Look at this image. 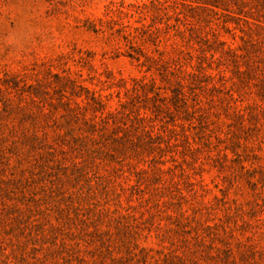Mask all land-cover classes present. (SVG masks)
<instances>
[{
    "label": "rangeland",
    "instance_id": "374dc122",
    "mask_svg": "<svg viewBox=\"0 0 264 264\" xmlns=\"http://www.w3.org/2000/svg\"><path fill=\"white\" fill-rule=\"evenodd\" d=\"M0 264H264V0H0Z\"/></svg>",
    "mask_w": 264,
    "mask_h": 264
}]
</instances>
